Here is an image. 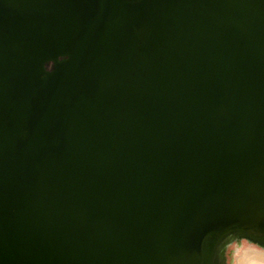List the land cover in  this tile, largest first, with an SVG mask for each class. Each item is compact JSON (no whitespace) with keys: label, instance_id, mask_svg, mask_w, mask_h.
<instances>
[{"label":"water","instance_id":"1","mask_svg":"<svg viewBox=\"0 0 264 264\" xmlns=\"http://www.w3.org/2000/svg\"><path fill=\"white\" fill-rule=\"evenodd\" d=\"M233 230L264 237V0H0V264H213Z\"/></svg>","mask_w":264,"mask_h":264},{"label":"clouds","instance_id":"2","mask_svg":"<svg viewBox=\"0 0 264 264\" xmlns=\"http://www.w3.org/2000/svg\"><path fill=\"white\" fill-rule=\"evenodd\" d=\"M70 59L67 55L57 56L55 60H49L43 65L47 75L54 73L56 65L63 64ZM228 264H264V248L253 245L247 240L233 243L226 251Z\"/></svg>","mask_w":264,"mask_h":264},{"label":"bare ground","instance_id":"3","mask_svg":"<svg viewBox=\"0 0 264 264\" xmlns=\"http://www.w3.org/2000/svg\"><path fill=\"white\" fill-rule=\"evenodd\" d=\"M242 240H247L253 245L264 248V237L247 231L233 230L228 232L216 245L213 264H228V260L225 256L226 249L233 243H238Z\"/></svg>","mask_w":264,"mask_h":264},{"label":"rangeland","instance_id":"4","mask_svg":"<svg viewBox=\"0 0 264 264\" xmlns=\"http://www.w3.org/2000/svg\"><path fill=\"white\" fill-rule=\"evenodd\" d=\"M228 249V248H227ZM227 249H226V251H227ZM226 251H225V256H226ZM226 259H227V256H226Z\"/></svg>","mask_w":264,"mask_h":264}]
</instances>
